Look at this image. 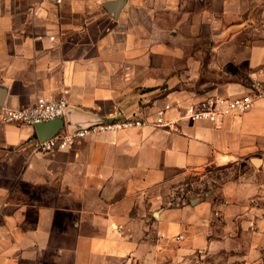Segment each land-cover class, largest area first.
Returning a JSON list of instances; mask_svg holds the SVG:
<instances>
[{"label":"crops","instance_id":"1","mask_svg":"<svg viewBox=\"0 0 264 264\" xmlns=\"http://www.w3.org/2000/svg\"><path fill=\"white\" fill-rule=\"evenodd\" d=\"M108 1L0 0V107L65 97L58 133L153 120L169 104L175 124L40 153L34 127L0 121V264H264V99L218 124L185 117L190 102L239 96L264 74V40L230 47L217 78L185 89L180 45L128 13L129 0L118 18ZM215 169L208 189L166 203L173 173Z\"/></svg>","mask_w":264,"mask_h":264},{"label":"rangeland","instance_id":"2","mask_svg":"<svg viewBox=\"0 0 264 264\" xmlns=\"http://www.w3.org/2000/svg\"><path fill=\"white\" fill-rule=\"evenodd\" d=\"M127 10L138 14V21L149 28L164 31L168 45H180L179 74L185 89L200 88V83L195 86L199 77L217 78V67L227 59L230 47L234 53L241 45L247 51L264 40V0H129ZM217 46L223 48L213 52L211 49ZM195 60L201 68H196ZM217 175H221L219 169L203 180L196 174L173 173L162 188L166 203L188 199L192 195L187 194L189 188L208 189Z\"/></svg>","mask_w":264,"mask_h":264},{"label":"built area","instance_id":"3","mask_svg":"<svg viewBox=\"0 0 264 264\" xmlns=\"http://www.w3.org/2000/svg\"><path fill=\"white\" fill-rule=\"evenodd\" d=\"M66 1L40 0V5L42 6L48 3L59 6ZM260 99H264V74L262 73H259V76H250V83L247 90L239 96H212L203 100L190 102L186 107L185 117L191 122L208 121L218 124L226 117L242 115L249 112ZM171 108L172 105L169 104L158 109L155 112L153 120L144 117L114 119L90 127L77 129L72 133H58L46 141L37 139L35 149L40 153L66 150L80 139L98 133L121 132L134 128H144L149 125L172 128L175 123L166 118V114ZM68 109L69 104L65 97L59 100L42 97L38 98L33 105L23 109H13L6 106L0 107V121L6 124L18 123L34 127L38 124L64 118Z\"/></svg>","mask_w":264,"mask_h":264},{"label":"water","instance_id":"4","mask_svg":"<svg viewBox=\"0 0 264 264\" xmlns=\"http://www.w3.org/2000/svg\"><path fill=\"white\" fill-rule=\"evenodd\" d=\"M126 3H127V0H112V1H108V2L104 3V7L114 18H118L121 11L125 7ZM1 107H4V106H1ZM68 111H69V109L67 110L66 115L68 114ZM99 123H103V122L98 121V122L93 123L91 125L82 126V127H78V128H70L69 127L68 132L72 133L73 131H75L77 129L90 127L92 125H96ZM63 127H64V120H63V118H60V119H57L55 121H50V122L35 125L34 129L36 130V132L38 134L39 140L40 141H46V140H49L50 138H52L54 135H56Z\"/></svg>","mask_w":264,"mask_h":264}]
</instances>
